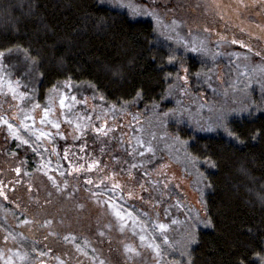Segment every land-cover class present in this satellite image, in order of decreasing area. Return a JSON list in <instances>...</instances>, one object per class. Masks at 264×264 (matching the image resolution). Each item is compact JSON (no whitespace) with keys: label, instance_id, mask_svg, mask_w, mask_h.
Returning a JSON list of instances; mask_svg holds the SVG:
<instances>
[{"label":"rangeland","instance_id":"1","mask_svg":"<svg viewBox=\"0 0 264 264\" xmlns=\"http://www.w3.org/2000/svg\"><path fill=\"white\" fill-rule=\"evenodd\" d=\"M98 1L131 20L149 21L157 41L173 55L177 74L169 77L160 100L151 104L142 105L138 98L108 104L92 86L70 81L56 84L38 101L35 84L17 78L4 56L0 117L30 143L13 137L2 120L0 142L13 140L23 153L33 154L35 174L68 198L60 216L44 217L39 227L56 244L58 255L49 256L29 238L31 215L5 208L13 206V200L0 196V236L6 237L0 239V264H85L78 257L87 264H108L97 245L82 243L83 226L66 225L67 218H77L74 222L97 218L95 227L88 229L111 241L113 234L126 244L122 248L126 264H189L196 231L209 227L203 196L208 190L205 174L212 170L208 161L190 153L189 144L195 137L213 134L232 140L226 131L230 120L264 113V0ZM13 55L20 58L24 53ZM186 58L196 64L190 78ZM21 93L26 94L23 99ZM65 97L66 107H61ZM35 104L40 107L31 111ZM45 106L52 109L48 120L59 123V128L40 123ZM26 112L34 119L25 121ZM25 123L30 129L24 128ZM40 131L47 135L37 139ZM184 131L190 136L184 138ZM7 169L2 161L4 194L12 190L5 180ZM17 169L14 175L19 179ZM77 182L87 194L80 199L72 198L79 190L73 187ZM117 209L131 216L122 221ZM257 262L264 264V246Z\"/></svg>","mask_w":264,"mask_h":264},{"label":"trees","instance_id":"2","mask_svg":"<svg viewBox=\"0 0 264 264\" xmlns=\"http://www.w3.org/2000/svg\"><path fill=\"white\" fill-rule=\"evenodd\" d=\"M0 51L5 52L4 62L17 78L35 84L38 101L56 84L70 81L92 86L108 104L136 98L142 105L151 104L160 100L169 77L177 74L173 55L157 41L149 21L131 20L98 0H0ZM15 51L24 56L15 57ZM186 60L190 78L196 64ZM228 128L232 140L205 135L195 137L188 147L195 158L212 165L205 174L208 190L203 196L205 216L211 223L196 231L189 264H258L263 252L264 113L230 120ZM182 136L190 133L184 131ZM17 160V165L10 164ZM2 161L9 165L5 180L12 187L4 195L13 200V206L5 208L31 215L30 240L49 256L58 255L51 236L39 227L44 217L60 216L68 197L52 191L48 181L35 174L34 155L23 153L13 140L0 142ZM15 167L21 171L19 179ZM73 187L79 190L72 198L87 196L78 182ZM45 211L50 215H43ZM76 219L67 218L66 225L83 226V244L97 245L108 264H126L127 255L122 254L126 244L113 234L114 241L92 235L88 226L95 227L97 218ZM57 246L63 248L61 243Z\"/></svg>","mask_w":264,"mask_h":264},{"label":"snow or ice","instance_id":"3","mask_svg":"<svg viewBox=\"0 0 264 264\" xmlns=\"http://www.w3.org/2000/svg\"><path fill=\"white\" fill-rule=\"evenodd\" d=\"M233 43H236V41H233ZM192 50L193 51H199V49L196 48V47H193ZM11 51H12L11 49L8 50L9 53ZM257 55H259V53H257ZM4 56H5V52L4 51H0V71H2L3 68H4V65L2 64V60H3ZM3 79H4V77L3 76H0V81H3ZM15 83H16V86L18 87L19 86V82L17 81ZM7 84H8L9 90L12 91L14 98H16L17 97V93L15 91V88L13 87V82L9 80V81H7ZM25 95L26 94L21 93V94H19V98L20 99H23ZM65 99H67V97L62 98L60 100L61 107H66V105H65ZM71 99L74 100L75 97H72ZM39 107H40L39 104H35L34 107H33V109L31 111H34L35 108H39ZM51 111H52V109L50 107H48V106H45L43 108V116L41 117V120H40V123L41 124H44L46 122L47 123H54V122L48 120V116H49V113ZM23 119L25 121H27V120H33L34 117L32 115H30L29 113L26 112V113H24ZM0 120H2L4 124H7L8 125V128L11 131V134L13 135V137H15L16 139H19L23 144H29L30 143V141L28 139H25L23 136L19 135L18 129H15L14 126L12 124H10L7 120L3 119L2 117H0ZM23 126H24L25 129H30V126L27 123H25ZM54 127L59 128L60 127L59 123H54ZM97 131H99V129H97ZM226 131L228 132L229 135H233V133L231 131H229L227 129H226ZM45 135H47V133H45L44 131H40L39 132V137H37V139H39L40 137H44ZM33 150L35 151V149H33ZM147 150L148 151H151V148L149 147ZM96 163H98V162H96ZM91 167H92V165H89V168H91ZM16 171L19 172V169H17ZM91 182H92L91 180L88 181V183H91ZM115 187H119V185H116ZM2 195H4V193L2 191H0V196H2ZM5 199H7L6 196H5ZM115 214L122 221L124 220L125 215L131 216V213L130 212L129 213H126V214H122L121 210H119V209L116 210ZM208 223L210 224L211 222L208 221ZM159 228L163 231V229L165 228V225L161 224V225H159ZM140 239L143 241L145 239V237L144 236H141ZM166 239L167 238L165 237V240ZM155 248L157 250H159V245H155ZM126 251H128V252H135L136 250L133 249V248H126ZM22 259H23V257H22Z\"/></svg>","mask_w":264,"mask_h":264}]
</instances>
